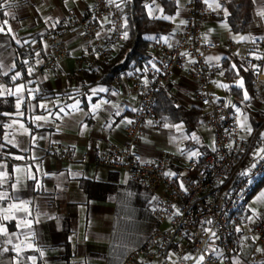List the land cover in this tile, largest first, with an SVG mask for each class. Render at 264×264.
<instances>
[{
  "label": "crops",
  "instance_id": "obj_1",
  "mask_svg": "<svg viewBox=\"0 0 264 264\" xmlns=\"http://www.w3.org/2000/svg\"><path fill=\"white\" fill-rule=\"evenodd\" d=\"M174 1L172 15L163 13L158 2L146 5L149 17H171L165 19L171 23L167 34L147 36L151 58L159 52L158 41L175 44L174 30L186 24L187 0ZM219 1L202 0L216 15L205 22V37L247 42L253 46L252 55H263L264 16L260 13L264 12V0H253L251 21L240 32L217 18L220 7L215 4ZM90 6L91 0H0V74L4 77L0 82V115L4 117L0 150L18 161L0 163V194H6L0 200V225L7 229V234L0 233V264H121L160 225L153 217V195L148 189L121 171L93 163L108 142L125 141L124 127L138 107L130 81L132 71L117 73L107 84L94 82L89 74L99 73L105 61L94 68L80 64L79 57L90 52L94 44L85 47L82 33L74 31L65 34L66 58L49 71L36 73L34 68L47 53L45 31L69 15L82 18ZM97 38L103 39L101 34ZM21 44L31 53L24 69L17 67L14 49ZM118 48L119 43L111 46L108 60ZM207 59L218 67L211 91L239 110L241 137L250 140L251 152L264 150V124H257L252 116L257 111L264 113V90L253 87L252 93L248 92L239 65L223 52H212ZM16 73L20 76L13 80ZM19 85L23 91L12 94ZM101 88L105 90L99 91ZM162 88L179 105L199 109L202 117L190 132L182 122L160 120V128H147L135 148L145 159L168 157L170 173L178 174L190 158L213 148V132L204 121L205 110L194 98L196 84L185 69H176ZM21 95L24 102L19 111L23 116L17 115L16 107ZM37 116L47 119L36 120ZM53 146L72 149L74 160L57 161L49 154ZM82 156L88 158L87 163L80 161ZM13 204L27 211H3ZM4 215L13 218L3 220ZM24 220L31 221V226L18 227ZM185 257L191 259L188 253ZM189 264H199V258Z\"/></svg>",
  "mask_w": 264,
  "mask_h": 264
},
{
  "label": "built area",
  "instance_id": "obj_2",
  "mask_svg": "<svg viewBox=\"0 0 264 264\" xmlns=\"http://www.w3.org/2000/svg\"><path fill=\"white\" fill-rule=\"evenodd\" d=\"M213 16L214 11L203 6L202 0H187L186 24L173 32L176 43L158 41L159 52L154 57L141 67L132 63L128 70L132 71L130 81L138 107L124 127L125 141L108 142L93 160L98 167L125 173L153 195L152 214L160 225L121 264H189L196 258L199 264L264 261V218L249 219L244 210L264 177V160L251 152L250 140L241 137L239 110L211 91L218 67L207 59L218 51L244 62L253 76V87L264 90V54L252 55L253 46L247 42L207 39L203 27ZM72 31L82 33L85 47L94 44L90 52L79 57V63L97 67L110 57L111 46L125 38L123 7L115 0H91L82 18L69 15L64 22L49 27L44 34L47 53L34 64L36 73L53 69L58 60L68 56L65 34ZM98 34L103 39L99 40ZM176 69H185L196 84L194 98L205 110L213 148L190 158L178 174L166 175L170 173L168 157L145 159L135 146L147 128H160L154 110L155 92ZM3 80L0 74V82ZM49 154L61 163L74 160L70 148L53 146ZM3 161L18 162L0 150V163ZM80 161L87 163L88 158L82 156ZM246 169H250L248 176H240ZM186 253L191 259H186Z\"/></svg>",
  "mask_w": 264,
  "mask_h": 264
},
{
  "label": "trees",
  "instance_id": "obj_3",
  "mask_svg": "<svg viewBox=\"0 0 264 264\" xmlns=\"http://www.w3.org/2000/svg\"><path fill=\"white\" fill-rule=\"evenodd\" d=\"M115 1L123 7L127 38L119 42L116 55L111 60H108L109 58L105 60V65L99 73L89 74L90 78L95 80L94 82L107 84L113 80V77L117 73L129 69L134 62L141 67L144 61L151 58L147 36L149 34L164 35L171 30V23L168 20L148 16L146 3L158 2L162 12L168 15H172L176 10V3L174 0ZM219 4L220 13L217 16L218 19H225L233 31L240 32L247 29L252 18L251 9L254 5L253 0H220ZM225 10H227V14L223 12ZM215 16L214 14L213 17ZM14 46L17 54L16 65L18 68L24 69L26 60L30 57L31 53L25 44ZM234 61L239 65L240 71L242 72L245 89L252 93L253 76L246 68L239 64V60L234 58ZM154 110L162 122L173 124L182 122L188 132L195 128L199 119L202 117L199 109H187L179 105L175 97L162 87L158 88L155 92ZM252 116L254 119H257V124H264V113L257 111L254 112ZM3 118L4 117L0 115V126L3 124ZM263 180L264 177L259 183Z\"/></svg>",
  "mask_w": 264,
  "mask_h": 264
},
{
  "label": "snow or ice",
  "instance_id": "obj_4",
  "mask_svg": "<svg viewBox=\"0 0 264 264\" xmlns=\"http://www.w3.org/2000/svg\"><path fill=\"white\" fill-rule=\"evenodd\" d=\"M109 2H114V0H109ZM205 2L207 3V0H205ZM210 7L212 5H209ZM117 7H119V5H117ZM215 7L216 8H219L220 7V4H215ZM226 14H227V10H225ZM260 15L264 16V12H261ZM164 19H171V17H163ZM181 23H184V21H181ZM0 31H2V29H0ZM125 35V38H127V33L124 34ZM151 38V37H149ZM166 39V38H165ZM240 39H246V37H240ZM217 59H219L217 57ZM233 67H235V65H233ZM30 72L32 71L31 69L29 70ZM20 76V73H16V76L13 77V80H15L17 77ZM240 83V86L242 87L243 84H242V81L239 82ZM220 87H228V85H224V84H220L218 85ZM105 89L101 88L99 89V91H104ZM23 91V85H19L16 89V93H12V94H17V93H21ZM96 92V89H93V94H95ZM2 94V93H0ZM245 99H248V95H247V92H245ZM24 102V97L21 95L19 97V99L17 100V104H16V107L18 109V112H17V115H20V116H23V112H20L19 109L21 107V104ZM40 107H46V105H40ZM74 109H75V105L72 106ZM95 107V106H94ZM63 111V109H62ZM7 115V114H5ZM36 120H41V119H47L46 117H40V116H37L35 117ZM15 123V121H14ZM167 126V125H166ZM7 127H10V125H8ZM25 131H27V129H25ZM249 132H251V128L248 129ZM262 137H264V133L261 134ZM192 138H196L195 137V134H193V137ZM192 155H198V153H192ZM255 156H257L260 160H264V150H259L257 151L256 153H254ZM252 168H255L256 165L253 164L251 166ZM249 171L250 169H246L245 171L241 172L239 175L242 176V177H247L248 174H249ZM166 175H173L172 173H166ZM181 187H183V185H181ZM5 195L6 194H0V200L4 199L5 198ZM258 200H264V192H261V194L257 197ZM12 210H15L17 212L19 211H27L26 208H21L20 206L18 205H10L8 209H4L3 211L4 212H11ZM13 218V216L11 215H4L2 217L3 220H8V219H11ZM251 219V218H250ZM31 221L29 220H24L21 224H18L17 226L18 227H30L31 226ZM0 233H3V234H7V229L5 227H3L2 225H0ZM8 243L10 244L11 243V240L8 241ZM29 247H31V245H29ZM17 250H19V247L17 246ZM4 251H8L7 248L4 249ZM201 259H203V257H201Z\"/></svg>",
  "mask_w": 264,
  "mask_h": 264
},
{
  "label": "rangeland",
  "instance_id": "obj_5",
  "mask_svg": "<svg viewBox=\"0 0 264 264\" xmlns=\"http://www.w3.org/2000/svg\"><path fill=\"white\" fill-rule=\"evenodd\" d=\"M148 7V3H146ZM252 195L249 197L248 201L244 204V210L248 215V218L254 219L258 217L264 218V200H258L257 197L264 192V180L256 185L253 189Z\"/></svg>",
  "mask_w": 264,
  "mask_h": 264
}]
</instances>
